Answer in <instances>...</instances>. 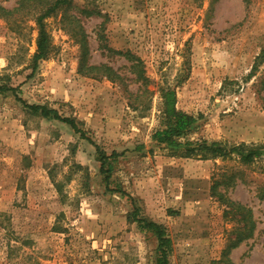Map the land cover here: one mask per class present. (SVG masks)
<instances>
[{
    "label": "rangeland",
    "instance_id": "374dc122",
    "mask_svg": "<svg viewBox=\"0 0 264 264\" xmlns=\"http://www.w3.org/2000/svg\"><path fill=\"white\" fill-rule=\"evenodd\" d=\"M53 2L0 0V85L17 90L0 91V264H157L135 209L172 239L169 264H264V158L183 153L201 139L264 142V0H70L44 19L51 50L34 68ZM85 45L98 67L87 74ZM171 87L197 117L176 146L153 139ZM92 142L117 152L108 180ZM220 194L256 223L230 251L246 227Z\"/></svg>",
    "mask_w": 264,
    "mask_h": 264
},
{
    "label": "trees",
    "instance_id": "16d2710c",
    "mask_svg": "<svg viewBox=\"0 0 264 264\" xmlns=\"http://www.w3.org/2000/svg\"><path fill=\"white\" fill-rule=\"evenodd\" d=\"M70 0H55V2L51 3L50 6L45 10L44 13L38 18L39 24V36L37 43V51L34 55V68L37 66L38 61L48 57V54L51 50L50 47V38L49 34L45 28L44 19L50 16L52 13L56 11V9L61 4H67ZM0 9L4 10V7L0 6ZM84 54L80 58V71L84 74L90 73V70L94 68H98L97 66L88 65V45L84 46ZM112 49V48H108ZM117 53H124L123 51H117ZM131 55V57H135L131 54L130 51H127ZM261 58V57H260ZM136 60L140 61V58L135 57ZM264 60V57L261 58ZM137 65V64H136ZM107 70L111 68L108 65H104ZM146 81L145 79L143 80ZM11 90L16 93V88L9 87L5 85H0V91H8ZM163 99H164V114L166 116V124L163 128L158 129L153 134V139L161 144L168 145H177V138L189 133L194 124L197 121V117L177 108V95L176 89L171 87L167 89H163ZM17 95V94H16ZM18 100H20L24 107L28 108L31 112L39 114L44 118H55L61 120L67 124H69L76 132L80 133L82 137L87 138L86 131L79 127L78 123L75 119L71 117H64L56 109L50 108L47 105L41 104H29L18 95L16 96ZM90 140V138H87ZM95 144L97 148V152L99 155V161L101 163V171L107 173L106 179L108 180L113 169V165L111 163H107L108 159L114 158L117 155V152L113 151L111 154H108L104 151L97 143ZM185 156H196L199 155L204 158L210 157H221L224 159L227 158H236L243 163H252L257 159L264 158V142H240V143H230L227 141H219V140H208L201 139L194 142H186L185 143ZM212 189H216L214 186ZM122 194H126L123 190H119ZM128 195V194H127ZM220 194V201H225V213L226 217H230L232 219H236L239 222L244 221V230H240L238 232V236L236 238L229 240L228 251L230 249L237 247L242 241L251 237L255 231L256 223L253 219L252 209L240 202H236L229 199H223ZM242 210L241 217L237 218V212ZM249 212L250 215H247ZM139 211L137 209L134 210L133 216L134 219L139 223L140 227L145 229L146 231H151L156 234L159 244H158V252L159 257L157 260V264H169L168 254L172 248V239L167 235L166 230L163 228L161 224L154 220H150L147 218L139 217ZM240 215V214H239ZM225 263L232 264V261L229 257L225 258Z\"/></svg>",
    "mask_w": 264,
    "mask_h": 264
}]
</instances>
